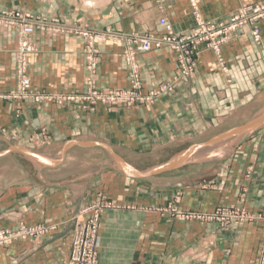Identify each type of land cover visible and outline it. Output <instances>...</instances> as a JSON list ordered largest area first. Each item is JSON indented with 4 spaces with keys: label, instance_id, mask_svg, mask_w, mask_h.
Here are the masks:
<instances>
[{
    "label": "crops",
    "instance_id": "0c3cea01",
    "mask_svg": "<svg viewBox=\"0 0 264 264\" xmlns=\"http://www.w3.org/2000/svg\"><path fill=\"white\" fill-rule=\"evenodd\" d=\"M259 1L0 0V10L160 35L161 16L176 32L192 28V3L204 19L216 21ZM259 34L255 41L244 27L219 56L201 50L187 76L167 47L134 52L130 65L122 40L100 38L93 75L98 90L131 88V67L140 95L164 83L171 87L132 101L130 109H90L80 97L88 79L84 41L72 33L29 36L31 87L53 99L5 96L16 87L18 35L15 27L0 26V140L8 144L0 151L14 145L51 158L40 163L23 152L4 154L27 158L32 170L27 179L0 181V228L56 225L46 235L0 245V264H62L72 216L100 197L111 206L100 212L97 264H258L264 251V18ZM224 207L251 217L185 216Z\"/></svg>",
    "mask_w": 264,
    "mask_h": 264
},
{
    "label": "built area",
    "instance_id": "2783aa9c",
    "mask_svg": "<svg viewBox=\"0 0 264 264\" xmlns=\"http://www.w3.org/2000/svg\"><path fill=\"white\" fill-rule=\"evenodd\" d=\"M192 28L176 32L166 17L158 19L159 24L163 25L164 32L160 35L151 33H123L111 32L109 30H98L83 22L66 24L56 17H44L33 15L22 9H3L0 10V26L4 29L15 27L17 29V48L15 51V71L16 87L7 97L26 99L34 101L50 100L53 95L34 90L31 87L29 75L27 73V55L34 50V45L29 40V36L36 31L49 34L72 33L76 34L84 41V58L88 71L87 87L80 97L87 101L90 108L98 104H117L125 101H143L152 98L160 92L170 89L171 85L164 83L157 89L150 91L148 96L139 94L140 87L136 70L132 68L134 76L131 88L127 90L109 89L108 91L98 90L94 84L93 75L96 72L99 62L97 40L105 36H112L125 43V56L129 64L134 52L148 51L152 48L167 47L177 55L180 73L184 76L190 75L195 66V58L201 50H210L217 56L220 55L221 47L224 43L232 39L244 27H249L255 41L259 40V23L264 18V0L249 3L238 7L234 12L222 20H206L194 3ZM134 66V65H133ZM81 206V205H80ZM91 206V205H90ZM83 205L74 219L72 233L74 235L73 248L71 255L62 264H97L98 253L95 248L98 232V213L100 206L90 207ZM95 208V209H94ZM94 209L93 219L83 218L84 214ZM200 219H217L219 221H236L251 217L245 211H235L228 208H219L210 214H193ZM264 218V214L262 215ZM42 226L27 227L10 230H0V244H6L14 239H24L36 237L46 232ZM258 264H264V251Z\"/></svg>",
    "mask_w": 264,
    "mask_h": 264
},
{
    "label": "rangeland",
    "instance_id": "374dc122",
    "mask_svg": "<svg viewBox=\"0 0 264 264\" xmlns=\"http://www.w3.org/2000/svg\"><path fill=\"white\" fill-rule=\"evenodd\" d=\"M100 105H103L102 108H105V109H130L131 108V101H125L123 103H117V104H107V103H103L102 104L101 103ZM100 105L98 104L96 107H93V108H90V109L97 108ZM125 136H127V135H125ZM7 145L8 144H6V143H4V142H2L0 140V148L1 147L2 148L6 147ZM103 156H104V158H107L108 157V153L106 151H104L103 152ZM86 158H87V160H90L91 158H93V156L89 153L86 156ZM31 170H32V168L29 166V160L27 158H24V159L21 158L19 156V154L11 153V154L4 155L2 158H0V181L2 182V184L4 182V180H3L4 178H6V179L8 178V181H7L6 184L12 183L13 182L12 179L15 178V177H23L24 179H27V178H29L28 175L31 174ZM83 205H87V206L91 205L90 207H92V208L95 207V206H100V211L98 213V221H97L98 228H99L100 212L103 209L109 208L111 206V203H109V201L107 199L102 198V197H100L99 199L92 200L90 202H84L79 207V209L77 210L76 214H78V212L80 211V208ZM94 209H92L88 213L84 214L83 218L84 219L85 218L93 219ZM74 216H72V217H74ZM185 216H187V217H195V216H192L191 213L185 214ZM22 226H27V227L42 226V227H45L47 229L46 232L43 233L42 235H39V236L46 235L51 230L56 228V225L50 224V223H39V224H35V225H26V224H20L19 223L16 227H5V228H0V230H3V229L15 230V229L21 228ZM97 234H98V232H97ZM39 236H36V237H39ZM69 236H70V252H69V256H70L71 252H72L73 240H74V235L72 233V229H71V232H70ZM30 238H35V237H29V238H24V239H30ZM18 239H21V238H18ZM11 241H13V240H11ZM6 244H8V243H6ZM0 245H5V244H0Z\"/></svg>",
    "mask_w": 264,
    "mask_h": 264
},
{
    "label": "water",
    "instance_id": "95a60500",
    "mask_svg": "<svg viewBox=\"0 0 264 264\" xmlns=\"http://www.w3.org/2000/svg\"><path fill=\"white\" fill-rule=\"evenodd\" d=\"M104 147H106V146H104ZM15 151L16 152H23V153L27 154L29 157H31L33 160H36L40 163H48L51 161V158L45 154L34 152L30 149H27V148H24L21 146H14V145H11L7 149L0 151V156L4 155L6 153H9V152H15ZM109 152L111 153L112 158L116 162H118L119 159H118L117 155L113 151H111L110 149H109Z\"/></svg>",
    "mask_w": 264,
    "mask_h": 264
}]
</instances>
